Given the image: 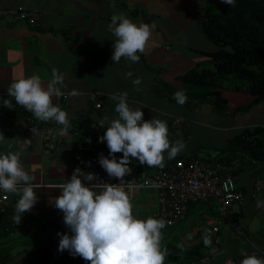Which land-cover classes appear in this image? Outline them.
<instances>
[{
  "label": "crops",
  "instance_id": "crops-1",
  "mask_svg": "<svg viewBox=\"0 0 264 264\" xmlns=\"http://www.w3.org/2000/svg\"><path fill=\"white\" fill-rule=\"evenodd\" d=\"M199 5V0H0V7L36 12L33 25L11 18L0 20V132L6 137V142L0 144V153H20L24 169L35 178L38 197L17 224L13 216L18 195L0 191L6 196L0 210V264L5 257L9 264H88L67 250L59 251L57 233L71 232L63 222V213L49 200L60 194L55 187L70 179L75 169L87 173L81 165L87 155L102 151L111 158L106 142H98L108 126L107 122L106 127L98 126L99 121L117 116L116 102L109 99L110 94L127 91L129 106L140 108L145 120L156 117L167 123L169 140L186 145L171 160L200 155V149H213L215 153L243 129L264 127V100L246 110H235L252 101L249 93L220 88L226 106L219 113L205 102L180 105L158 88L156 80L178 89L181 82L175 79L177 75L210 64L207 53L216 46L199 31ZM121 12L137 24H150L151 38L145 51L138 53V63L124 58L119 63L111 60L115 37L108 24L114 13ZM53 68L64 75V85L60 86L64 94L53 97V103L68 113L71 127L67 135L60 134L61 126L54 121L34 118L14 99L12 108L3 104V99H12L7 88L13 80L38 74L47 87ZM129 71L133 77L125 78L124 73ZM136 77L142 83L134 87L132 79ZM72 89L79 95H70ZM89 93L100 102L99 108ZM32 118V122L45 123L56 131L51 148L44 144L40 132H25ZM174 118L177 123H173ZM25 139L31 143L27 145ZM120 156L122 153L116 154L118 159ZM164 156L165 162L171 161L167 153ZM219 157L210 155L206 159L213 162ZM130 167L128 176L135 178L153 171L137 160H132ZM232 175L242 200L228 208V216L239 232L221 218L217 233H211L212 245L205 246L203 238L210 233L206 220L216 216L217 203L193 202L178 222L162 230L161 246L169 253L165 264H240L244 255L252 253L264 258V208L256 207L258 199L264 200V184L252 196L255 177L241 166ZM130 199L134 215L141 219L150 217L157 205L156 192L149 188L132 189ZM180 244L183 249L177 247Z\"/></svg>",
  "mask_w": 264,
  "mask_h": 264
},
{
  "label": "clouds",
  "instance_id": "clouds-1",
  "mask_svg": "<svg viewBox=\"0 0 264 264\" xmlns=\"http://www.w3.org/2000/svg\"><path fill=\"white\" fill-rule=\"evenodd\" d=\"M222 2L235 7V0ZM108 29L115 37L112 62L119 63L124 58L138 63V53L145 51L151 38L150 24H137L121 12L111 16ZM124 76L132 78L133 73L129 71ZM141 83L139 77L132 79L134 87ZM63 85L64 75L55 68L52 69L47 87L43 86L38 74L19 78L9 84L7 94L12 99H3V104L12 108L14 99L17 105L32 113L37 120L54 121L61 126L60 134L67 135L71 127L68 113L53 103V97L64 94L60 87ZM70 95L77 96L79 91L72 89ZM127 96V91L110 94L109 99L116 102L117 116L110 121L104 117L98 123L100 127H106V122L108 124L98 142H106L111 157L101 153L98 162L110 177L117 178L120 183L85 184L81 177L89 182L96 181L97 177L94 173H85L77 168L70 179L55 187L60 189V194L49 200L63 213V222L71 232V235L57 233L60 236L59 251L67 250L88 264H165V258L169 255L168 250L161 246L166 222L151 216L141 219L134 215L130 195L122 190L120 184L132 172V160L149 167H163L164 153L171 160L186 145L180 141L172 143L167 123L156 117L145 120L140 108L129 106ZM173 99L180 105L187 102L183 90H177ZM32 131L34 133L35 129ZM24 141L27 145L31 143L30 139ZM5 142L6 137L0 132V144ZM8 147L11 149V144ZM117 153H122L119 159ZM63 171L64 168L60 170L61 173ZM34 180L24 169L19 152L10 150L0 153V191L18 195L13 216L17 224L22 215L37 202ZM256 207L264 208V200L258 199ZM203 243L209 247L212 245L211 233L205 234ZM177 247L183 249L184 246L180 244ZM240 264H264V258L255 253L246 254Z\"/></svg>",
  "mask_w": 264,
  "mask_h": 264
},
{
  "label": "trees",
  "instance_id": "trees-1",
  "mask_svg": "<svg viewBox=\"0 0 264 264\" xmlns=\"http://www.w3.org/2000/svg\"><path fill=\"white\" fill-rule=\"evenodd\" d=\"M199 2V31L216 46L207 53L210 64L177 75L175 79L181 82L178 89L159 80L157 86L168 97L183 90L189 106L205 102L219 113L226 106L220 88L246 92L253 96L252 101L235 109L246 110L264 100V0H235V7L222 0ZM214 160L224 167L222 173L233 174L241 166L254 177L264 176V127L245 128L233 135L226 142L224 155ZM5 258L1 263L9 264Z\"/></svg>",
  "mask_w": 264,
  "mask_h": 264
},
{
  "label": "built area",
  "instance_id": "built-area-1",
  "mask_svg": "<svg viewBox=\"0 0 264 264\" xmlns=\"http://www.w3.org/2000/svg\"><path fill=\"white\" fill-rule=\"evenodd\" d=\"M11 18V20H20L29 25H33L36 20V12L26 9H16L11 7H0V20ZM94 101L96 108L100 107V102L95 101L93 93L88 94ZM4 115V114H3ZM2 116V115H1ZM3 117V116H2ZM6 117V116H4ZM28 120L25 132L32 129L40 132L44 144L51 148L54 145L56 134L48 132L47 128L40 122ZM178 119L174 118L173 123ZM100 151L87 155L81 160V165L87 170V173H94L96 181L90 183H120L115 177H110L99 164ZM151 173L145 174L140 178L126 175L120 184L122 190L129 195L134 188H149L156 192L157 205L150 216L157 219H163L167 226H173L185 214L188 204L196 201L214 200L217 203L216 216L208 218L206 223L209 225L210 233L213 235L218 231V224L221 218L239 232L233 222L230 223L228 208L233 203H240L242 195L236 191L234 177L231 174H221L222 166L214 161H205L198 156L177 158L168 162L164 161L163 167H152ZM252 196L261 190L264 184V176L254 178ZM6 203V196L0 195V210ZM204 261V258L200 260Z\"/></svg>",
  "mask_w": 264,
  "mask_h": 264
},
{
  "label": "rangeland",
  "instance_id": "rangeland-1",
  "mask_svg": "<svg viewBox=\"0 0 264 264\" xmlns=\"http://www.w3.org/2000/svg\"><path fill=\"white\" fill-rule=\"evenodd\" d=\"M224 151H225V145L221 149H219L218 151H216L215 153H214V150L213 149H209V150H205V149L204 150H201L200 149V151H199L200 155H197V156L200 157V158H202V159H204V160H207L206 158L208 156H210V155L211 156L212 155H217V156L224 155Z\"/></svg>",
  "mask_w": 264,
  "mask_h": 264
},
{
  "label": "bare ground",
  "instance_id": "bare-ground-1",
  "mask_svg": "<svg viewBox=\"0 0 264 264\" xmlns=\"http://www.w3.org/2000/svg\"><path fill=\"white\" fill-rule=\"evenodd\" d=\"M42 125H44V126L47 128V131H48V132H54V133L56 134V137H55V140H56V138H57V133H56V131L52 130L51 127L48 126V125L45 124V123H42ZM55 140H54V143H55ZM220 172H221V174H223L222 171H220ZM226 174H228V173H226ZM231 175H232V174H231ZM232 176H233V175H232ZM233 177H234V176H233Z\"/></svg>",
  "mask_w": 264,
  "mask_h": 264
},
{
  "label": "water",
  "instance_id": "water-1",
  "mask_svg": "<svg viewBox=\"0 0 264 264\" xmlns=\"http://www.w3.org/2000/svg\"><path fill=\"white\" fill-rule=\"evenodd\" d=\"M115 2H116V0H115Z\"/></svg>",
  "mask_w": 264,
  "mask_h": 264
}]
</instances>
